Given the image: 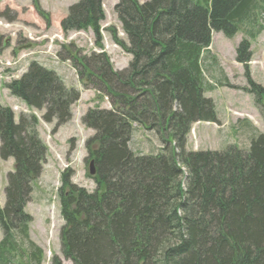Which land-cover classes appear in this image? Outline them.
<instances>
[{
    "label": "trees",
    "instance_id": "obj_1",
    "mask_svg": "<svg viewBox=\"0 0 264 264\" xmlns=\"http://www.w3.org/2000/svg\"><path fill=\"white\" fill-rule=\"evenodd\" d=\"M102 2L71 6L63 32L91 29L99 39ZM115 12L126 40L114 27L108 32L131 61L115 71L103 53L97 75L88 74V85L112 108L91 109L82 119L95 132L86 143L95 190L72 184L69 173L61 177L63 256L72 264H264V133L247 152L236 146L186 150L194 123H218L214 103L205 97L203 70L212 33L233 38L244 27L255 40L264 29V0H118ZM248 49L243 41L239 63L250 58ZM94 59H85V72ZM5 87L26 106L46 108L48 123L68 121L81 97L35 62ZM248 92L264 115V86L250 81ZM135 126L155 131L163 147L137 154L131 147ZM37 127L35 115L16 122L0 105V158L15 165L0 207V264L44 262L25 211L47 153ZM52 264L62 261L55 257Z\"/></svg>",
    "mask_w": 264,
    "mask_h": 264
},
{
    "label": "rangeland",
    "instance_id": "obj_2",
    "mask_svg": "<svg viewBox=\"0 0 264 264\" xmlns=\"http://www.w3.org/2000/svg\"><path fill=\"white\" fill-rule=\"evenodd\" d=\"M79 1L0 0V105L13 112L16 122L21 115H35L39 136L47 149L41 174L25 208L32 218L30 238L43 250V264H52L55 257L62 264H72L61 251L60 234L64 221L59 189L62 174L69 173L70 182L88 192L96 188L90 178L91 161L87 160L86 148L87 141L95 132L88 129L82 119L91 109L109 110L112 106L105 94L98 95L93 85H88L91 83L88 74L97 75L103 64V53L115 71L126 69L131 61V56L114 44L108 32V28L114 27L118 37L126 40L115 12L118 0L102 2L105 19L100 23L99 39L91 29L63 32L62 20L68 16L69 8ZM137 1L143 4L150 0ZM258 23L263 25L260 17ZM243 41L248 43L250 58L246 63H239L238 48ZM209 50L203 59L205 97L213 101L218 123H194L186 139V150L221 152L236 146L247 152L251 140L264 133V115L256 108L254 97L248 92L250 81L264 86V29L255 40L249 39L244 27L233 38L213 32ZM91 58L96 62L88 68L89 72H85L82 66L85 59ZM33 62L53 70L69 88L81 93L80 100L71 106L70 118L65 123L59 124L56 120L46 122L43 120L46 108L39 110L26 106L5 87L26 74ZM163 145L155 131L135 126L131 147L137 154L155 153ZM168 146L172 147V144ZM14 169L13 159L3 161L0 158V207L5 204L8 174Z\"/></svg>",
    "mask_w": 264,
    "mask_h": 264
},
{
    "label": "water",
    "instance_id": "obj_3",
    "mask_svg": "<svg viewBox=\"0 0 264 264\" xmlns=\"http://www.w3.org/2000/svg\"><path fill=\"white\" fill-rule=\"evenodd\" d=\"M89 173H90V176H95L96 174V170H95V165H94V161H91L90 164H89Z\"/></svg>",
    "mask_w": 264,
    "mask_h": 264
}]
</instances>
